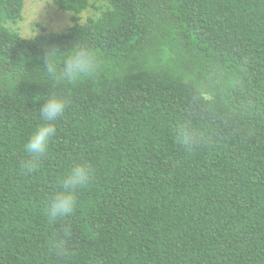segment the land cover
<instances>
[{
	"label": "trees",
	"instance_id": "trees-1",
	"mask_svg": "<svg viewBox=\"0 0 264 264\" xmlns=\"http://www.w3.org/2000/svg\"><path fill=\"white\" fill-rule=\"evenodd\" d=\"M105 1L81 22L90 0H53L71 24L25 37L24 0H0V264H264V0ZM80 49L95 76L52 86L47 53ZM53 91L69 104L32 160Z\"/></svg>",
	"mask_w": 264,
	"mask_h": 264
},
{
	"label": "clouds",
	"instance_id": "clouds-1",
	"mask_svg": "<svg viewBox=\"0 0 264 264\" xmlns=\"http://www.w3.org/2000/svg\"><path fill=\"white\" fill-rule=\"evenodd\" d=\"M55 53L57 52L47 53L43 69L52 86L56 83L74 85L81 79L95 76L99 70L98 59L86 50L74 51L64 58L62 69L57 68L52 61ZM68 104L69 100L66 96L54 91L47 93V98L38 108L39 116L44 123L33 131L24 145L25 152L32 160L46 157L49 144L57 132L56 122L63 117ZM91 167L86 162L77 163L63 177L62 190L55 193L47 203V215L51 220L65 218L73 213L76 207V194L88 184Z\"/></svg>",
	"mask_w": 264,
	"mask_h": 264
},
{
	"label": "rangeland",
	"instance_id": "rangeland-1",
	"mask_svg": "<svg viewBox=\"0 0 264 264\" xmlns=\"http://www.w3.org/2000/svg\"><path fill=\"white\" fill-rule=\"evenodd\" d=\"M23 17L11 27L23 36L31 37L45 31H60L71 24V12L58 7L53 0H24ZM91 5L80 14L81 22L96 17L105 0H90ZM9 25V24H8Z\"/></svg>",
	"mask_w": 264,
	"mask_h": 264
}]
</instances>
